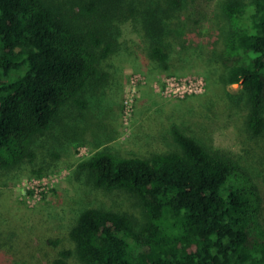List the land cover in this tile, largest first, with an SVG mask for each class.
<instances>
[{
  "label": "trees",
  "instance_id": "obj_1",
  "mask_svg": "<svg viewBox=\"0 0 264 264\" xmlns=\"http://www.w3.org/2000/svg\"><path fill=\"white\" fill-rule=\"evenodd\" d=\"M195 1L0 0V264H264L263 198L234 154L176 125L177 147L148 155L97 149L72 162L45 141L63 112L89 107L88 90L120 79L114 73L124 58L143 57L151 71L171 74L169 43L184 34ZM218 5L226 29L205 65L214 86L206 99L225 109L235 103L260 161L264 0ZM125 23L145 55L124 37ZM233 83L242 84V104L225 88ZM72 166L88 170L95 190L125 200L111 208L86 203L63 237L35 231L19 246L17 236L9 242L8 209L24 217L9 203L8 188L22 175L43 178Z\"/></svg>",
  "mask_w": 264,
  "mask_h": 264
},
{
  "label": "rangeland",
  "instance_id": "obj_2",
  "mask_svg": "<svg viewBox=\"0 0 264 264\" xmlns=\"http://www.w3.org/2000/svg\"><path fill=\"white\" fill-rule=\"evenodd\" d=\"M187 10L192 19L183 20L184 34L177 42L169 43L174 58L171 74L151 71L141 55L139 61L124 58L114 73L120 79L88 90L89 107L63 112L62 121L55 123L46 135V144L62 152L64 157L73 156L72 162L97 149L121 155H148L177 147L171 135V127L176 125L201 143L234 154L243 163L263 198L264 221V159L258 161L260 151L257 153L254 142L248 138L241 114L232 109L235 103L225 109L212 97L211 101L206 99L213 94L214 86L210 73L207 80L205 65L221 45L218 39L221 29L222 32L226 29L225 19L218 0H196ZM123 35L129 44L139 45L135 48L138 54L146 52L143 41L139 42L140 36L129 23L123 24ZM172 80L179 82L182 90L192 91L183 96L180 92L174 95ZM225 88L236 95L233 99L238 104L243 103L245 94L241 83L228 84ZM127 97L132 99L130 113L123 109V100ZM8 192L9 203L24 217L21 220L8 209L7 218L14 232L7 235V240L11 242L17 236V244L19 240V244L23 243L22 237H34L35 231L41 235L46 233L51 239L65 236L86 203L111 208L117 201L125 200L119 192L95 190L88 170L77 166L62 168L43 179L22 175ZM22 222L28 228L22 229ZM11 264L28 262L14 258Z\"/></svg>",
  "mask_w": 264,
  "mask_h": 264
},
{
  "label": "built area",
  "instance_id": "obj_3",
  "mask_svg": "<svg viewBox=\"0 0 264 264\" xmlns=\"http://www.w3.org/2000/svg\"><path fill=\"white\" fill-rule=\"evenodd\" d=\"M171 77H173V76H171ZM174 80H172V81H174ZM174 82L175 83L171 85V90H172V93L174 95H176L178 92H180L181 95L183 96V95H185V93H190L192 91V89L191 90H182L180 88L179 82H176V81H174ZM195 82H198V81L196 80ZM186 91H188V92H186ZM123 109H124L125 113H130L132 111V99H129L128 97L124 98V100H123ZM43 178H40V179H43Z\"/></svg>",
  "mask_w": 264,
  "mask_h": 264
}]
</instances>
